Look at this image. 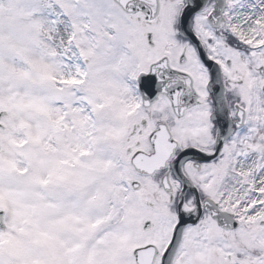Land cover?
<instances>
[{"label": "snow or ice", "instance_id": "1", "mask_svg": "<svg viewBox=\"0 0 264 264\" xmlns=\"http://www.w3.org/2000/svg\"><path fill=\"white\" fill-rule=\"evenodd\" d=\"M0 264H264V0H0Z\"/></svg>", "mask_w": 264, "mask_h": 264}]
</instances>
